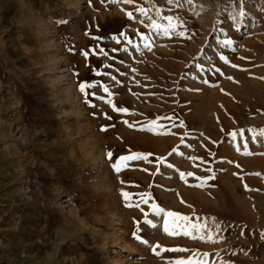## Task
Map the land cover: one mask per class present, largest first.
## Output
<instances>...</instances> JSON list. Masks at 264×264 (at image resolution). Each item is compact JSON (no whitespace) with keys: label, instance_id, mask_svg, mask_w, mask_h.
<instances>
[{"label":"rangeland","instance_id":"374dc122","mask_svg":"<svg viewBox=\"0 0 264 264\" xmlns=\"http://www.w3.org/2000/svg\"><path fill=\"white\" fill-rule=\"evenodd\" d=\"M249 129H264V0H0V264H264ZM134 153L148 159L117 172ZM153 204L216 242L167 235Z\"/></svg>","mask_w":264,"mask_h":264},{"label":"snow or ice","instance_id":"6c2138e0","mask_svg":"<svg viewBox=\"0 0 264 264\" xmlns=\"http://www.w3.org/2000/svg\"><path fill=\"white\" fill-rule=\"evenodd\" d=\"M113 3L118 2V0H112ZM123 3L125 4H132L134 3V0H122ZM168 2L171 4L173 3V0H168ZM175 2L180 5V0H175ZM188 3H191L192 0H187ZM182 6V5H181ZM138 11L143 14V15H147V10L143 7L138 8ZM127 15L131 18L132 17V13L128 12ZM238 15H245V13L240 12L238 13ZM169 20V25L168 28L164 29V34L167 35L169 28L170 29H175L177 27L176 23H173V18L172 17H168ZM152 27L155 29H159L161 26L159 24H156L155 22H153ZM179 35H183V33H179ZM224 43L226 45H231L232 41L231 40H226L224 41ZM145 47H149V45L146 43ZM87 55V53L85 54ZM222 59L225 60V63H228L227 59L224 57H221ZM232 67H238V65L232 64ZM228 79H232V77H228ZM85 85H81L80 86V90L83 92L85 90ZM105 92L108 91L107 88L104 89ZM109 104H112V101L109 100L108 101ZM113 110L117 111V112H123V113H127L128 109L125 108H117L114 104H112ZM125 123H127V121H125ZM133 125L129 124V127H132ZM181 127H183V123H181L180 125ZM160 128V125L158 124V122L156 120H152L150 121L144 128H142V131H148V132H152L155 133L157 135H167L169 133L167 132H160L158 131V129ZM250 132H252L253 134V139H255L257 136L259 137H264V129H260L258 132L255 129H249ZM237 135V133H232L233 138H235ZM241 135H243V133H241ZM244 148H245V155H253V153L248 152L247 151V143L244 144ZM259 155H264V153H259ZM108 157L111 158L112 157V153H108ZM148 156L147 155H143L140 153H134L132 155L129 156H123L120 157L119 160L113 165V167L115 168V170L117 172L121 171L122 168L127 167V162L128 161H133V160H147ZM237 167H239V165H237ZM185 174L181 173V177L183 178ZM187 175L191 176L193 175V173H188ZM255 175H259V173H256ZM215 177H209V179H214ZM198 187H202L203 184L201 185H197ZM245 187L247 188V185H245ZM122 195L124 196V198L126 200H129L131 198V194L127 193V192H123ZM143 199L144 203H148V199ZM183 202V201H182ZM128 206H132L131 204H129ZM137 207L139 205H136ZM152 211L159 215L161 213H163V223H164V232L169 235V236H178V235H183L186 237H190L192 239H200V240H207V242H216L213 239V235L211 234V232H209V234L207 235V237H205V235L202 234V230L204 228H206L207 226L205 224H201V223H193L190 219V217L188 216H184L181 215L179 213L173 212V211H165V209H163L162 207H159L158 205L153 204L152 205ZM219 226L217 225V228ZM137 239H139V237H137ZM143 243H147V241H142ZM159 247V246H157ZM155 251V249H153ZM172 250H176V251H187L186 249H172ZM196 255H200L199 253H197ZM203 256L205 257V259H201V260H194L192 258H189L188 260H176L174 262H172V264H208V261L206 259V257L208 256L207 253H204Z\"/></svg>","mask_w":264,"mask_h":264}]
</instances>
